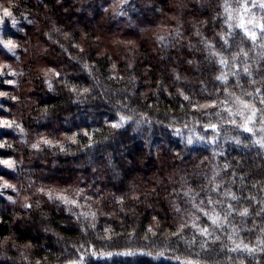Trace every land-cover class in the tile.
<instances>
[{
	"label": "trees",
	"instance_id": "1",
	"mask_svg": "<svg viewBox=\"0 0 264 264\" xmlns=\"http://www.w3.org/2000/svg\"><path fill=\"white\" fill-rule=\"evenodd\" d=\"M0 2L12 9L18 21L14 28L6 23L0 38L19 45L15 56L0 46V68L16 73L0 75V93L6 94L0 96V119L23 129L0 127V144L4 145L0 159L16 162L15 170L0 164V176L16 188L5 189L0 196V264H68L81 252L87 257L84 264H181L189 257L202 264H241V260L264 264V254L251 257L229 252L210 238L205 241L197 236V243L189 246L186 241L194 235L191 229H185L183 239L171 236L180 223L192 222L185 210H195L183 195L189 188L199 193L197 202L205 193L223 200L222 193L229 188L238 196L264 202V149L251 143L237 146L231 138L239 135L244 140L247 134L226 123L221 125L217 144L200 142L198 135H215L200 125L219 122L221 118L213 113L220 109L209 108L208 115L192 111L179 95L183 90L200 104L226 98L223 86L214 79L217 66L209 62L201 42L206 39L220 48V20L214 17L221 9L216 0H129L123 16L116 14L121 11V0ZM175 29L180 37H175ZM174 38L179 42L173 44ZM261 51L252 52L249 63L264 66V58L256 54ZM236 63L242 67L243 58ZM49 69L60 72L61 82L51 73L45 76ZM176 75L181 79L176 80ZM255 75L259 77L260 72ZM49 78L52 91L46 83ZM246 79L242 77L241 82ZM63 81L88 88L90 94L72 93ZM234 82L229 77L228 87ZM245 87L253 90L251 84ZM255 87L264 89V84ZM235 91L242 94V89ZM120 111L131 112L134 119L113 129L110 124L118 121ZM176 128L182 137L175 134ZM85 131L93 134L92 147L87 146ZM74 133H79L75 144L67 139ZM187 136L193 137L192 144L186 143ZM41 137L59 141L70 151L33 150L31 144ZM224 164L229 165L227 170ZM216 172L220 173L217 181L224 183L220 194L208 184ZM39 188L67 190L68 194L82 188L93 199L69 211L48 200ZM120 197L122 204L117 202ZM25 203L32 207L26 209ZM174 205L180 206V213ZM249 205L253 211L261 207L250 200L239 206ZM80 212H95V221L77 219ZM196 215L201 224L207 223L201 213ZM92 223L94 229L87 227ZM241 227L255 228L254 234L260 236L264 214L249 217ZM149 228L158 234L152 236ZM104 229L110 230V240L103 239ZM221 237L230 244L225 235ZM81 245L114 255L93 258ZM126 250L153 255H115ZM158 252L164 256L157 257Z\"/></svg>",
	"mask_w": 264,
	"mask_h": 264
},
{
	"label": "snow or ice",
	"instance_id": "2",
	"mask_svg": "<svg viewBox=\"0 0 264 264\" xmlns=\"http://www.w3.org/2000/svg\"><path fill=\"white\" fill-rule=\"evenodd\" d=\"M11 4H15V0H9ZM129 4V0H121L120 8L121 11L116 13L118 16L126 15L127 8L126 5ZM216 5L221 11L216 13L215 19L220 20L219 27L221 28V33H217L220 41V48L217 49V45L206 39H202L201 42L204 45V48L207 50L209 62L217 66L218 74L214 77L220 85L223 86L222 91L225 95V99L217 102L212 100L210 102H205L200 104L199 102H193L192 97L185 94L183 90L179 91V95L183 97V100L188 101L191 105L192 111H200L205 115H208L207 109H217L213 113L217 117H220L221 120L217 123H204L200 125L204 132L211 131L215 135L211 138H206L203 135H198L196 137L200 142H207L210 144H217L219 135L221 132V125L226 123L227 126L238 130L239 133L247 134V137L242 140L239 135L232 137V142L237 146L248 147V144L251 143L252 146L258 147L259 149H264V89L260 87H255L257 83L264 84V66H254L252 63H249L251 60V53L256 49L262 50L257 55L264 58V0H216ZM10 24L13 28L16 27L18 21L15 18V14L12 9L8 6H5L0 2V31L3 30L5 24ZM175 37H180L181 33L179 29H175ZM197 36H200L201 33L199 30L195 33ZM177 39H173L172 43H178ZM247 43V48L244 46ZM0 46L7 49L8 52L12 53L13 56L16 55L15 49L19 47L12 39H3L0 38ZM189 47H192L189 45ZM201 49H196L200 51ZM231 50V51H230ZM227 53V55H225ZM243 58V66L236 63ZM191 63V61H189ZM7 68V66H3ZM115 67V65H113ZM87 68V66H85ZM234 69L231 72L225 71V69ZM256 72H260V76L255 75ZM51 73L57 82H61V74L54 69H49L45 73L47 77ZM9 74L15 75L16 73L12 72L11 69H8L7 73L3 71V68H0V75ZM229 77L235 78V82L232 87L229 85ZM246 77L247 79L242 83L241 78ZM176 80H180L181 77L176 75ZM9 83H14L9 81ZM49 91L53 90L52 79L49 78L46 80ZM65 86H69L67 81H63ZM245 84H251L253 90L249 91ZM242 89V94H237L235 89ZM69 90L72 93L77 95L90 94L88 88H77L76 86H69ZM6 95L5 93H0V96ZM219 95V91L216 93ZM230 98V99H229ZM15 99V98H13ZM226 114V116H225ZM119 119L116 122L110 124V127L113 129H119L124 127L126 124L133 121L134 117L131 112L124 114L122 111L118 112ZM19 129L23 132V129L20 124L16 123L13 125V122L0 119V127H7ZM187 127V124H185ZM175 134L182 137V131L180 128H176ZM79 133H74L71 136H68L67 139L75 144L78 143L77 136ZM84 136L88 137V147H92L91 141L93 139V134L85 131L83 132ZM187 144H192L193 137L187 136L184 138ZM3 144H0V147H3ZM31 148L35 151H43L45 148H58L62 152H68L70 149L62 145L59 141L54 142L52 139L47 137H41L36 143L31 144ZM217 153L214 152L215 156ZM222 154V153H221ZM0 164L6 165L8 168L15 170L16 162L11 159H0ZM223 168L227 170L229 168L228 164H224ZM230 175L235 176V173H230ZM220 176L219 172L214 173L209 179L208 184L212 186L211 191L220 194V190L224 188L223 181L218 182L217 177ZM243 180V176L240 177ZM0 180L3 183H0V196L3 195L4 190L11 188L13 191H16L14 185L10 184L7 180H4L3 176H0ZM38 192L45 195L48 200L59 203L61 205L67 206L69 211H72L75 208L84 207L85 200H92L93 196L86 194L84 189L77 188L73 193L68 194L67 190H56L48 189L47 191L44 188L37 189ZM185 197L188 198L187 203L195 210L194 212L186 211V214L189 215L191 223L188 220L180 223L175 230L171 232L172 237H181L183 239V233L185 229H191L194 232V235L190 241H186L189 246L197 243V236L204 237L205 241L211 239V243L215 244L220 242L223 245V248L229 252L233 253H245L247 256L255 257L258 253L264 254V229H261V235L256 236L255 228L244 229L241 227L247 219L253 215L260 216L264 214V202H261L255 197H249L245 195H237L235 192H232L231 189H226L222 195L224 199L214 198L212 195L205 193V197L200 199L198 202L196 196L199 193H195V190L189 188L188 191L183 193ZM9 200H12V197H8ZM244 200L254 201L256 204H261L259 209L255 211L252 210L251 205L240 207L239 205ZM207 201V203H205ZM228 201H233L228 202ZM15 203V201H12ZM118 203H123V198H117ZM24 207L31 208L32 205L25 203ZM177 213L181 212V208L178 205L173 206ZM211 209V210H209ZM196 213H201L202 216L206 219L207 223L201 224V217L196 215ZM240 219L237 220L236 218ZM83 218V220L88 221L91 219L95 221L96 213L95 212H80L77 214V219ZM87 227L95 228V223L87 225ZM242 231H247L253 233L251 236H241ZM109 229H104L103 239L110 240L111 236L109 234ZM147 232L151 233L152 236H156L158 233L152 228L147 229ZM221 234L227 237V240L230 241V244H225L222 240ZM147 240V237H145ZM2 243V241H0ZM84 248V252L88 253L89 256L93 258H111L114 254L112 252H103L96 249L94 246L89 245L88 248H85L84 245L80 246ZM167 247V246H166ZM201 247L204 250L207 249L205 242H201ZM79 252L80 250L77 249ZM115 255L133 257L137 255H146L152 256L153 253L143 250H126L115 253ZM157 257L164 256V252H158ZM87 257L83 252L80 253L79 258L76 260H70L68 264H84V261ZM27 259V257H25ZM175 259L180 260L179 256H176ZM37 264H40L38 261ZM181 264H202L200 260H193L190 257L185 258L181 261ZM241 264H244L241 260Z\"/></svg>",
	"mask_w": 264,
	"mask_h": 264
}]
</instances>
